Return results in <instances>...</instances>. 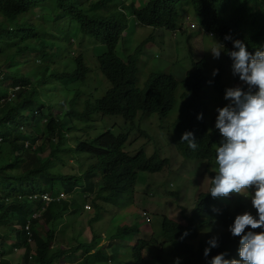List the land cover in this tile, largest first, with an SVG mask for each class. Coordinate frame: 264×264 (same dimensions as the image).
<instances>
[{"label":"trees","instance_id":"16d2710c","mask_svg":"<svg viewBox=\"0 0 264 264\" xmlns=\"http://www.w3.org/2000/svg\"><path fill=\"white\" fill-rule=\"evenodd\" d=\"M113 1L115 0H0V55H10L12 47L22 46L24 50H28L33 45L37 46L40 41L45 43L46 40L42 38H48V31L39 34L38 26L41 23L28 21L27 17L33 11L38 14L52 8L55 15L53 20L66 17L76 21L83 34L103 43L108 49L97 61L101 73L108 78L113 88L94 104L87 105L84 110L69 104L72 108L67 114L74 116L76 113L82 118H89L93 113L122 115L127 121H133L138 113H143L167 119L181 107L179 118L174 124L175 133L181 140L182 134L190 131L189 126L197 120L199 114L202 113L204 117L207 115L206 110L203 111L206 100L202 99V95L203 87L208 81H212L204 69L205 60L208 58L196 63L197 54L206 51L203 48L206 42L196 46L192 42L194 36L191 33L186 34L184 45L190 54L188 57L192 68L184 74L186 78L183 81L177 80L176 69L168 75L164 72H151L144 86H139L142 69L139 60L140 48L145 49L155 42L156 35L152 33L137 51L128 54L127 62L123 61L117 55V46L129 25L130 16ZM183 6L192 10L200 28L205 32L196 35L200 38H205L207 34L215 36L225 45L224 56L228 51L235 50L231 41L224 40L226 35H230L233 40L245 42L250 52L264 47V0H149L141 7L133 9L132 15L140 26L181 32L180 8ZM196 28L194 24L191 30ZM63 38L69 40L67 35ZM72 58L76 68L68 78L84 79L88 68L83 56ZM0 74V80L3 79L0 81V222L10 220L15 223L14 232L17 237L12 247L15 250L24 249L23 264H56L65 253L76 257L73 264H88L89 261L90 264H128L129 261H122V258L128 257L132 259L130 264H174L177 257L181 264H210L211 259L222 252L229 253L225 259H239V238H233L228 228L236 215L245 211L256 214L250 200L245 199L243 194L217 199L210 194H200L188 215L187 209L180 205L167 207L174 214L180 207L183 209H180L182 223L170 220L166 214L162 215L160 222H153L150 213L142 212L141 217L144 221L147 220L145 223L150 225L151 231H143L133 220L127 221L120 229L123 238L120 241L117 237L113 238L119 242V246L93 239L90 245V249L93 247L92 252L81 251L80 257L74 254L82 246L80 244L70 245L68 248H54L56 232L53 223L64 213H76L78 206L72 200V195H78L77 189H85L84 193L87 194L98 187L101 194L110 193L119 198L124 194L131 200L135 194L138 174L160 173L168 160L158 159L155 155L148 156L144 150L131 156L124 151L128 135L115 134L108 130L91 143H87V140L78 142L69 149L95 160L100 172L97 173L100 176L98 184L97 177L92 176L91 180L85 176L90 171V166L82 171L81 165L77 170L84 177L78 174L52 176L51 157L59 146V142L56 146L53 145L56 141L54 136H57L58 141L61 140L58 134L62 131L60 125L65 118L62 113H66V110L62 109V113L49 117L53 110L51 106L46 110L49 103L46 104L47 101L39 97L42 95V85L35 87L32 81L21 77L20 69L9 82L5 80L3 71ZM4 83L9 84L3 85ZM213 83L217 92L212 97H222L223 88L215 81ZM42 123L46 124L45 128H41ZM42 140L48 142L49 155L46 151L44 156L38 146V142ZM197 151L199 152L195 157L207 156L208 151H203L202 148ZM38 152L39 156H36ZM184 154L188 156L187 153ZM57 184L64 188L63 191L58 190L55 195H51L50 188ZM45 194L55 198L64 195L70 199L53 202L48 208H44L41 197ZM34 196L39 197L34 200ZM102 196L97 197L100 199ZM89 197H85V200ZM31 203L33 206L30 207ZM71 206L72 210L69 209ZM214 208L219 209L220 214L213 212ZM35 214L41 217L33 219ZM41 219H44L43 225L40 224ZM29 221L31 226L27 231L26 225ZM46 225L49 227L47 230ZM185 231L190 234L181 241L180 237ZM10 233L0 232V264H12L2 254L11 251L7 245ZM213 236H219V247L213 248L205 258L204 249L209 247L206 242ZM100 238L102 237L99 236L98 240ZM126 242L129 245L128 253L125 250L121 255L122 244ZM124 253L127 255L123 257Z\"/></svg>","mask_w":264,"mask_h":264},{"label":"rangeland","instance_id":"374dc122","mask_svg":"<svg viewBox=\"0 0 264 264\" xmlns=\"http://www.w3.org/2000/svg\"><path fill=\"white\" fill-rule=\"evenodd\" d=\"M148 1H113L130 16L128 19L129 25L117 46L118 57L127 62L128 54L137 51V48L153 33L156 35V41L150 43L145 49L140 48L139 53L141 56L139 60L142 69L141 80L138 85L143 87L148 74L151 72H164L168 75L172 71L175 72L176 69L178 71L177 80L183 81V78H186L184 74L191 71L192 68L189 63L190 54L185 50L184 45L186 34L191 33V36H194L192 42L196 46L206 42L203 47L206 51L197 54L196 62L208 58L205 60V71L212 83L211 85L208 83L203 87V97L206 100V122H213L218 115L216 109L222 108L228 103L224 100V95L216 99L212 97V94L217 92L213 82L215 81L218 86L222 84L226 87L240 85L245 91H248V87L243 85L238 77L232 76V61L223 54L225 45L224 48H220L221 56L218 60L212 57L211 50L214 47H219L218 43L220 42L210 34L205 35V38L196 35L205 32L200 28L197 18L188 6L180 8L181 32L180 30L172 32L138 25L132 11L148 3ZM52 10V8L45 9L41 13L38 12V14L33 11L28 14V17L26 16L28 21L41 23L38 26L39 34L48 31V38H42L46 40L45 43L40 41L37 46L33 45L28 50H24L22 46L12 47L9 51L10 55H0V71L4 72V78L7 82L20 69L21 77L32 81L35 87L42 85V95L39 97L46 100V104L49 103L46 110L51 106L50 108L53 111L49 113V117L62 113V109L66 110V113H62L65 118L60 125L62 131L58 134L61 140L58 141L57 136H54L56 141L53 142V145L56 146L59 142V146L56 148L55 155L51 157L50 172L52 176L78 174L84 177L77 170L81 165H83L82 171L87 170L90 166V171L85 176L91 180L92 176L97 177L96 184H98L100 172L95 160L69 149L73 148L78 142L87 140V143H91L108 130L115 134L124 133L128 135L124 151L129 155L134 156L139 151L144 150L148 156L155 155L158 159L168 160V164L160 173L154 175L138 174L135 194L131 200H128L129 198L124 194H121V198L113 197L110 193L101 194L98 187L87 193L90 197L84 193L85 189L83 191L77 189L78 195H72V200L78 206L77 210L75 209L76 213L74 215L69 212L64 213L60 219L55 220L53 223L54 232H56V241L53 243V247L68 248L70 245L77 246L80 244L82 246L78 251L71 252L80 257L79 252L81 251L92 252L93 247L90 249V245L93 239L98 242L103 240L101 243L112 242L114 246H119L118 241L123 238L120 229L124 227L127 221L133 220V223L139 224L143 231H151L150 225L147 226L141 217L144 211L151 214L153 222L154 220L160 222L162 215L166 214L170 220L182 223L183 220L180 219L182 208L187 209L186 214L188 215L195 206L197 196L199 194H209V181L214 178V169L209 158L199 160L192 155L186 157L183 154L182 145L178 143L180 142V136L175 133L174 127L181 107L167 119H161L158 115H144L143 113H138L133 121H127L122 115L109 116L93 113L89 118H82L77 116L76 113L74 116L67 114L72 108L70 105L78 106L81 110H84L87 105L94 104L113 88L112 83L101 73L97 61V58L106 54L108 49L103 43L83 34L76 21L75 23L74 20L66 19V17L53 20L55 15ZM194 24L197 28L191 30ZM64 35H67L69 40L63 38ZM78 55L83 56L88 74L84 76V79L68 78L76 68L72 57L75 58ZM147 62H149L148 65ZM214 70H218V74L215 76H213ZM6 84L9 83L3 85ZM45 126L46 124L42 123L41 128H45ZM21 138L24 137L21 136ZM38 146L44 156H46L44 154L46 151L49 155L50 148L46 140L39 141ZM185 146L188 147L187 143H185ZM39 153L36 156H39ZM209 171L210 174H208ZM50 189H52L51 195H55L56 191H63L64 188L57 184ZM83 193L85 196L81 195ZM98 195L103 196L98 199ZM85 197L89 198L85 200ZM69 199L67 197L66 200ZM67 202L71 203L70 201ZM172 205H180L182 208L180 207L174 214L172 210H167V207L169 208ZM31 206H33V203L30 204ZM53 206L56 205L53 204ZM84 206H89V210H84ZM69 209L72 210V206ZM40 224H44V219H41ZM14 225L15 223L10 220L0 222V232L2 234L11 232L10 239L7 240V245H9L11 251L2 254L12 264H23L24 249L18 248L15 250L14 246L12 247L17 237L14 232L16 230ZM45 229H49L48 225ZM99 236L102 238L98 240ZM107 236H109L108 239ZM114 237H117L118 241L114 240ZM128 249L127 242L123 243L121 255L125 250L128 253ZM127 253H124L123 257ZM75 260L76 257L65 253L57 260L56 264H73ZM131 260L129 257L122 258L123 262L129 261L128 264ZM88 264H90V261Z\"/></svg>","mask_w":264,"mask_h":264},{"label":"clouds","instance_id":"9594fccd","mask_svg":"<svg viewBox=\"0 0 264 264\" xmlns=\"http://www.w3.org/2000/svg\"><path fill=\"white\" fill-rule=\"evenodd\" d=\"M224 40L231 41L235 49L225 55L232 61V76L238 77L248 91L240 85L226 87L221 84L224 100L228 103L216 109L218 115L211 123L206 122L202 113L199 114L189 126L191 132L182 134L181 150L183 152L184 148L188 156L197 154L200 151H197L198 148L208 151L204 158L194 157L212 161L214 178L209 181L212 198L243 194L245 199L250 200L256 213L253 215L245 211L236 215L228 228L233 238H239V259H225L229 253L222 252L213 257L210 264H264V47L250 52L241 40H233L230 35H226ZM218 44L219 47L211 50L212 57L217 60L221 56L220 48H224L222 43ZM216 74L218 70L213 71V76ZM208 83L211 85L212 81ZM205 107L206 103L203 105L204 112ZM86 207L89 209V206H84V210ZM213 212L220 214L219 209L214 208ZM257 229L261 231H255ZM189 234V231H185L180 237L181 241ZM206 243L209 247L204 249L205 258L213 248L219 247V236H213ZM174 264H181L179 257Z\"/></svg>","mask_w":264,"mask_h":264},{"label":"built area","instance_id":"2783aa9c","mask_svg":"<svg viewBox=\"0 0 264 264\" xmlns=\"http://www.w3.org/2000/svg\"><path fill=\"white\" fill-rule=\"evenodd\" d=\"M0 77H1V74H0ZM38 197L39 196H34L33 199L37 200ZM41 198H42V203H43L44 208H48L50 206V204L53 202H60L61 200L67 199V197H65L64 195H59L58 197L53 199V197H51V195H49V194H45ZM44 208H43V210H44ZM86 210H89L88 207H86ZM40 217H41V215H39V214H35L32 216L33 219H38ZM30 226H31V222L29 221V223L26 225L27 231L30 230ZM30 236H31V234H30ZM29 241L31 242V239H29Z\"/></svg>","mask_w":264,"mask_h":264},{"label":"bare ground","instance_id":"6f19581e","mask_svg":"<svg viewBox=\"0 0 264 264\" xmlns=\"http://www.w3.org/2000/svg\"><path fill=\"white\" fill-rule=\"evenodd\" d=\"M135 41V40H134ZM142 51H143V49H142ZM148 52V51H147ZM149 53V52H148ZM151 56V55H150ZM159 57V56H158ZM157 59V58H156ZM148 65V64H147ZM180 141V140H179ZM179 144H180V142H178ZM178 146V145H177ZM181 155V154H180ZM184 157V156H183Z\"/></svg>","mask_w":264,"mask_h":264}]
</instances>
